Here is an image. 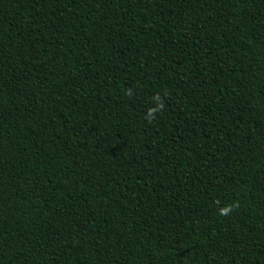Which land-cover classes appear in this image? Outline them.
Listing matches in <instances>:
<instances>
[{"label": "trees", "instance_id": "trees-1", "mask_svg": "<svg viewBox=\"0 0 264 264\" xmlns=\"http://www.w3.org/2000/svg\"><path fill=\"white\" fill-rule=\"evenodd\" d=\"M0 264H264V0H0Z\"/></svg>", "mask_w": 264, "mask_h": 264}]
</instances>
